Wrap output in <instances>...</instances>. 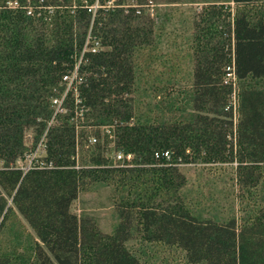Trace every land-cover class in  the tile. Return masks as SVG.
<instances>
[{
  "label": "trees",
  "instance_id": "1",
  "mask_svg": "<svg viewBox=\"0 0 264 264\" xmlns=\"http://www.w3.org/2000/svg\"><path fill=\"white\" fill-rule=\"evenodd\" d=\"M8 1L0 0V213L11 198L36 235L23 252L2 253L0 264H147L128 245L135 237L178 246L190 264H264V0H228L234 11L203 7L189 52L179 54L194 65L180 102V93H165L180 69L167 61L178 54L157 52L158 22L140 8L159 0ZM153 61L157 69H144ZM76 69L66 111L49 124L64 76ZM147 78L163 96L143 110L135 94ZM89 127L100 137L92 144ZM31 129L33 144L47 130L44 159L54 166L24 173L15 163ZM114 150L133 158L115 162ZM166 150L171 160L155 156ZM187 162H237L241 198L250 200L240 224L190 206ZM95 182L114 186L112 232L73 210Z\"/></svg>",
  "mask_w": 264,
  "mask_h": 264
},
{
  "label": "rangeland",
  "instance_id": "2",
  "mask_svg": "<svg viewBox=\"0 0 264 264\" xmlns=\"http://www.w3.org/2000/svg\"><path fill=\"white\" fill-rule=\"evenodd\" d=\"M112 3V1H110ZM210 4H225L233 11L236 5L228 0H179L177 3H170L166 0L153 1L150 4H143L141 10L149 14L155 19L157 26V40H160L158 53H166L168 56H176L175 59L167 61L170 65L179 67L177 72H173L175 83L168 88V92L172 96H179L178 102L183 99L184 95L190 94L193 87V62L187 56L183 55L189 52L186 45L187 40L193 33V20L197 18L203 10ZM226 9V8H225ZM181 53H176L180 52ZM154 55L157 57L156 52ZM145 61L141 63L144 64ZM165 63V62H164ZM157 61L146 62L144 69H157ZM161 67V66H160ZM168 66H165V68ZM162 69V67H161ZM233 78V77H232ZM152 79L147 78L144 81L141 91L135 94L137 99L143 101V110L148 108L149 103H153L162 98V91L156 96L150 91ZM234 80V78H233ZM235 80V87L238 86ZM148 83V84H147ZM76 82L74 81V85ZM144 87H148L147 90ZM170 91V92H169ZM134 95V94H133ZM171 96V97H172ZM233 99V103H238V100ZM237 117V116H236ZM81 123V122H78ZM104 130L106 127H101ZM88 144L92 137H98L95 134V128L89 127ZM104 131L101 133V139H105ZM80 139V137H79ZM34 142V131L28 130L25 135V143L28 147L26 153L18 159L15 166L19 164H27L30 162L29 155L34 150L37 144ZM38 143V142H37ZM93 143V142H92ZM91 143V144H92ZM87 146V145H86ZM78 145V153L76 154L77 161L81 164L83 155L82 148ZM115 150L109 153V156L115 159ZM44 156V153L42 154ZM2 162L0 161V166ZM187 174L188 180L184 186V192L187 194L190 206L197 211L203 218L228 219L231 216H236L238 223H241V218L248 211L249 198H241L243 191L240 183L237 182V162H218V163H201L187 162L181 166ZM114 186L95 182L89 186V189L80 193L78 199L73 204V210L79 215H87L95 220L101 230L112 232L119 222V215L114 206ZM12 206L13 212H9L8 218L4 219L8 208ZM35 231L27 220L22 216L17 207L8 198L6 210L0 213V255L6 251L17 249V252H23L29 241L35 238ZM128 245L136 251L142 259L147 260V264H190L187 261L186 252L178 246H164L158 242H143L139 238H133L128 242Z\"/></svg>",
  "mask_w": 264,
  "mask_h": 264
},
{
  "label": "built area",
  "instance_id": "3",
  "mask_svg": "<svg viewBox=\"0 0 264 264\" xmlns=\"http://www.w3.org/2000/svg\"><path fill=\"white\" fill-rule=\"evenodd\" d=\"M7 4L10 7H13V8L19 6L18 0L8 1ZM93 50H95V49H93ZM228 75H229V78L230 77L234 78V74L233 73H229ZM76 77H77V69L74 70L73 73L67 74V75L64 76V80L67 82V89L64 92V94L62 95V97H57V98L54 99L53 105H54V108H55V113H54V116H53V118H52V120L50 121L49 124L54 122L55 116H56L57 113H62V112L66 111L65 102H64L65 101V97L67 95L68 90L74 88L73 85H74V80H75ZM75 90H77V89L75 88ZM46 135H47V130L43 134L42 138L38 141V143L35 146L34 150L29 155L30 162L25 164V165L19 164L18 166H15V167L22 169L23 172L26 173L32 167H41L42 168V167H45V166H49V167L54 166V162L53 161L47 162L44 159L46 154H47ZM111 137H112V135H111ZM97 140H98L97 137H92L90 141H91V143L92 142L95 143ZM43 153H44V156H42ZM161 155L166 157L168 160H171L172 153H171L170 150H166L163 153H159V152L155 153V156L157 158L160 157ZM132 158H133V154L132 153L125 154L122 151H116V153H115V162H120V161H125V160L131 161ZM179 160H181V158ZM178 163H180V162H178Z\"/></svg>",
  "mask_w": 264,
  "mask_h": 264
}]
</instances>
